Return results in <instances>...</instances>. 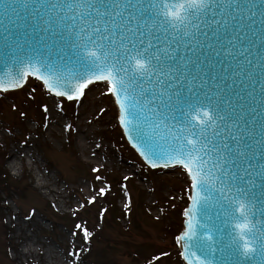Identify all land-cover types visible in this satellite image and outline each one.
I'll return each instance as SVG.
<instances>
[{
    "label": "rangeland",
    "instance_id": "374dc122",
    "mask_svg": "<svg viewBox=\"0 0 264 264\" xmlns=\"http://www.w3.org/2000/svg\"><path fill=\"white\" fill-rule=\"evenodd\" d=\"M104 85L90 84L71 102L42 92L31 78L20 92L0 93V169L28 187L20 201L14 193L0 195V264H73L69 249L82 242L62 218L85 216L86 201L100 203L97 190L107 191L114 177L128 184L118 189L123 217H107L85 264L102 262V247L107 264H141V257L129 254L142 251L147 258L158 246L176 245L189 197L187 177L178 168L149 169L128 150Z\"/></svg>",
    "mask_w": 264,
    "mask_h": 264
},
{
    "label": "water",
    "instance_id": "95a60500",
    "mask_svg": "<svg viewBox=\"0 0 264 264\" xmlns=\"http://www.w3.org/2000/svg\"><path fill=\"white\" fill-rule=\"evenodd\" d=\"M68 2L71 3L72 0ZM152 2L161 12L163 19V4L178 3L179 0ZM64 3L65 0H0V92L18 90L25 84L27 78L31 77L39 81L46 91L58 96L50 90L49 85L60 92L69 90L74 92L84 78L102 73L106 75L104 69L97 68L98 62L95 58L88 55L91 45L88 48L79 46L82 39L73 31V22L68 20L71 16L79 20L84 10L76 8L70 11L67 7L63 9L49 7ZM237 3L250 6L253 3L262 4L264 0H215L212 8L199 14V20L192 19V24H197L202 31L208 32L212 37L210 41H206L201 31L192 27L188 21L177 22L176 28L169 29V32L177 38L185 30L189 32L182 41L180 54L187 50L185 46H190L199 57L197 61L199 67L193 66L192 71V75L198 76L193 82L194 93L201 97L205 94L211 97L213 108L220 102L222 112L230 111L228 107L230 101L231 108L235 109L233 116H240L242 124L247 125V131L256 135L259 133L260 123L264 122V39L261 38L264 37V17L260 16L255 8L251 12L247 8L243 10L235 8ZM5 4L10 5L7 12ZM216 4L221 7L217 8ZM217 21L220 22L218 29ZM192 33H195L197 39H193ZM236 34H239V41L235 40ZM216 36H219V42ZM230 39L233 41L232 44L228 43ZM207 42L214 45L215 51L206 47ZM197 44L202 46L201 50H197ZM45 80L48 83H45ZM101 81L106 80L94 79L92 83ZM124 87H129L126 79ZM184 95H188L187 89L184 90ZM111 96L115 101V97L112 94ZM122 99L124 109H120L119 104L114 103L118 108L119 127L127 145L151 168L153 167L148 159L141 155V152H144L150 159H154L146 144L157 151L163 149L170 155H175L180 145L173 141V137L184 136L192 139L190 133L200 130L193 129L191 124L187 123L191 116L185 118L179 113H176L177 120L168 119L162 123L157 117L151 116L145 108L139 119L134 118L131 113L140 111L141 105H133L130 94L122 95ZM145 115L150 117L147 123L144 122ZM121 118L127 121V127L121 123ZM178 120H185V123L180 125V131L176 127ZM153 122L159 127H154ZM138 125L142 132L136 130ZM208 135H211L210 128ZM184 146H187L186 142ZM204 159L207 162L204 167L210 169L208 176L213 192L210 205L206 207L202 203L206 194L190 187L189 203L182 214L183 229L177 237V246L185 264H204L208 259H211L212 264H218L220 252L216 251L214 257L206 256L207 245L212 244L214 248H218L221 243H230V237L234 238L236 245L243 250L244 241L240 239L239 230L234 228L235 223L243 222V218L235 211L238 199L244 201L246 209L252 207L254 215H251L250 219L257 228L264 222V197L259 195L261 189L259 187L253 189L257 194L255 199L251 196L237 197L234 191H229L227 186L221 184L220 180H226V177L217 180L219 169L211 167L212 158ZM155 162L159 168L163 167L165 161L159 159ZM177 165L170 164L169 167ZM193 167L195 168V165ZM187 175L189 177L188 173ZM221 192L223 197L220 196ZM209 233L211 240L207 238ZM245 235L250 237L247 230Z\"/></svg>",
    "mask_w": 264,
    "mask_h": 264
},
{
    "label": "snow or ice",
    "instance_id": "6c2138e0",
    "mask_svg": "<svg viewBox=\"0 0 264 264\" xmlns=\"http://www.w3.org/2000/svg\"><path fill=\"white\" fill-rule=\"evenodd\" d=\"M214 2L215 0H179L178 3H164L163 19L152 0H72L71 3L65 0L64 4L49 6L53 9L67 7L70 11L76 8L84 10L79 20L75 16L68 17V20L73 22V31L82 39L79 46L88 48L91 45L88 55L98 62V69L106 71V75L102 73L84 78L74 92H60L49 85L50 90L58 96H66L71 101L83 96L85 88L94 79L106 80L108 84L104 87L115 97L114 102L119 104L120 109L125 108L122 95L130 94L132 104L141 105L140 111L131 113L134 118L139 119L145 108L162 123L168 119L177 120L176 113L185 118L191 116L187 123L191 124L193 129L200 130L190 133L192 139L174 136L173 141L180 145L175 155H170L163 149L157 151L147 144L146 147L154 159H150L144 152H141V155L148 159L153 168L158 167L155 161L159 159H164V168L170 164L181 165L189 174L191 188L206 194L202 200L206 207L210 205L213 188L209 183L210 169L204 167L207 163L205 157L212 158L211 167L219 169L217 180L226 177V180H220L221 184L227 186L229 191H234L237 197L251 196L255 199L257 194L253 189L257 187L261 189L259 195L264 197V122L260 123L259 133L253 135L247 131L246 123L242 124L240 116H233L235 109L231 108L230 101V111L222 112L220 102L213 108L211 97L207 94L201 97L194 93L193 82L198 76L192 75V71L193 66L199 67V57L190 46H185L187 50L180 54L182 41L189 32L185 30L179 38L169 32V29L176 28L177 22L188 21L192 27L201 31L206 41H210L212 37L208 32L202 31L199 25L192 24V19L199 20V14L207 12ZM216 7L221 5L216 4ZM4 8L7 12L10 5L5 4ZM235 8H247L250 12L255 8L258 14L264 17V3H253L250 6L237 3ZM216 23L218 29L220 22ZM191 35L193 39H197L195 33ZM239 39V34H236L235 40ZM216 40L219 42V36H216ZM228 43L232 44L233 41L230 39ZM206 47L215 51L211 42H207ZM196 48L201 50L202 46L197 44ZM189 52L192 54L189 55ZM125 79L128 88L124 87ZM44 82L48 83L47 80ZM189 85L192 87H188ZM185 89L187 96L184 95ZM149 118L145 115L144 122L147 123ZM121 123L127 127L124 118H121ZM184 123L185 120H178V131ZM153 126L159 127L155 122ZM209 128L211 135H208ZM136 130L142 132L139 125ZM99 193L104 195V189H99ZM220 196L223 197L222 192ZM236 203L238 207L235 211L243 218V222L235 223L234 228L239 230L240 239L244 241L243 250L241 251L235 239L230 237V243H221L218 248L208 244L205 255L214 257V253L219 251L221 257L218 264H264V222L257 228L250 219V216L254 215L252 207L246 209L243 200L238 199ZM246 230L250 237L245 235ZM83 231L87 236V229ZM207 238L212 239L210 233ZM158 264H163V260H159ZM204 264H212L211 259L206 260Z\"/></svg>",
    "mask_w": 264,
    "mask_h": 264
},
{
    "label": "trees",
    "instance_id": "16d2710c",
    "mask_svg": "<svg viewBox=\"0 0 264 264\" xmlns=\"http://www.w3.org/2000/svg\"><path fill=\"white\" fill-rule=\"evenodd\" d=\"M76 168V167H75ZM109 184L106 186L107 189L109 191H105L104 195H101L99 193V189L97 190V198L101 201L100 203L97 202H88L86 201V207L84 210V212H82L83 214H85V216L79 217L76 216L75 214L70 215L69 216H65L62 219H65V222L67 223V226L70 223V229L72 230H76L77 228V232L80 236L83 237V239L85 240V246L87 247V249H85L84 247H79L78 249L73 247V251L71 253V257L75 262H79V264H83V262L85 261V259L87 257H89L90 251L93 247V243L96 241H98V239H100L102 237V232L104 230V224L106 222L107 217L109 216L110 220L112 221H120L123 217V215L120 213V210L117 207V202L119 199V195H118V189L123 187V188H128V184H127V180H124L122 178L119 177H114L112 179V183L110 181H108ZM133 188L135 190L136 187L133 185ZM113 189H115V191L113 192ZM28 191V187H24L21 186L19 181L12 179L7 172L3 171L0 169V195L2 194V192L4 194L6 193H14L17 195V198L22 199V197L25 196V192ZM116 192V193H115ZM128 192L129 189H128ZM131 193V192H130ZM129 195V194H128ZM138 195H142V193L138 192ZM135 199V197L132 195H129V201L132 202V199ZM142 196L141 199L138 198L139 200H137V202L141 203L142 201ZM95 204H97V206H95ZM2 200L0 198V214H2ZM134 210V209H133ZM132 208L130 209V212H133ZM143 210V209H142ZM91 216L94 217L95 222L98 223V228H96L95 223H92L91 221ZM130 216V213H129ZM131 218V217H130ZM77 225H79V227H77ZM83 229H87L88 231V235L85 236L84 235V231ZM179 231V230H178ZM175 232L174 236L178 233ZM165 249V247L161 246V247H157L155 249H153L152 255L147 258L144 257L143 252H138L136 251L135 253L129 254V256L132 258H137V257H141V259L143 260V262L141 264H156L159 262V260L161 259H169V260H174L177 261L179 260L178 257V252L176 247L173 245V247L169 250H163ZM101 252V253H100ZM99 253L102 254L104 253V256L102 258V262H99L97 264H107V261L105 260L106 258V254L108 253V250L106 251L105 248L102 247L101 251L99 250ZM161 253H163V255H161ZM140 254V256H139ZM142 254V255H141ZM140 263V262H139Z\"/></svg>",
    "mask_w": 264,
    "mask_h": 264
},
{
    "label": "bare ground",
    "instance_id": "6f19581e",
    "mask_svg": "<svg viewBox=\"0 0 264 264\" xmlns=\"http://www.w3.org/2000/svg\"><path fill=\"white\" fill-rule=\"evenodd\" d=\"M103 84H105V85H106L107 83H106V82H105V83L103 82Z\"/></svg>",
    "mask_w": 264,
    "mask_h": 264
}]
</instances>
